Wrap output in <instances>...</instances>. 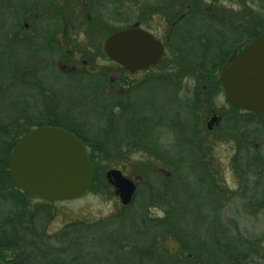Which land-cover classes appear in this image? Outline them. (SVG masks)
Segmentation results:
<instances>
[{
    "label": "flooded vegetation",
    "instance_id": "flooded-vegetation-1",
    "mask_svg": "<svg viewBox=\"0 0 264 264\" xmlns=\"http://www.w3.org/2000/svg\"><path fill=\"white\" fill-rule=\"evenodd\" d=\"M10 1L17 6L21 1H26L28 10H45V15L49 14V0ZM56 2L63 14L55 41L72 50L76 62L74 65L58 60L60 70L66 72L65 74L74 75H80L81 66L90 74L104 71L108 79L105 91L109 114L112 117L123 116L124 119L142 118L144 122L149 123L141 132L131 131L129 134H164L162 130L169 129L170 134H181L185 145L197 141L196 147L186 146L194 155L193 159L205 161L201 165L210 166V175L214 178L217 191L224 190L219 197L224 199L225 191L230 195L234 192H238L237 195H245L241 189L240 177L246 174L250 177L248 181L251 185L254 181L251 176L255 175L258 169L256 152L260 147L256 134H264V112L245 110L230 102L221 84L220 74L230 65L235 51V54H239L246 45L259 36L253 18L257 16L261 2L258 0ZM115 6L123 19L119 29L139 27L152 34L162 44L163 52L155 63L131 72L106 54L104 42L109 34H105L104 23L108 21L109 15L105 12L114 10ZM92 7L105 20L87 21L81 11H89ZM231 17L235 19L232 20ZM21 27L27 39L47 42L50 38L48 20L44 17L39 19L36 12L32 18H22ZM104 35H107L105 39ZM71 42L73 46L70 45ZM43 56L44 59L49 57V52L45 49ZM101 56L106 57L105 66L97 65V60ZM121 77L122 83L119 82ZM150 86L164 87L168 92L170 99L167 101V108L150 105L146 100L139 99L140 93ZM220 94L222 99H219ZM111 128L114 131L113 122ZM211 140L230 144L221 152L228 159L227 166H217L213 163L214 152L209 144ZM203 143L206 146L202 145ZM175 149L173 162L177 161L178 154H181V151ZM175 165L176 163L171 165L172 170H175ZM111 168H118L127 175L122 167ZM226 171L234 178L235 184L232 186L234 188L220 186L218 183L221 179L227 180ZM106 179L119 199L115 186L107 176ZM24 190L31 194L27 197L28 207L25 210L29 214L28 217L33 216L35 220L41 215L42 210L49 208L51 202L65 200H51ZM32 197L40 200L33 204ZM61 229L62 227L50 231L46 225L15 227L10 240L16 243L3 246L0 244L1 264H39L41 254L30 250L32 248L39 250L38 248L43 246L42 242ZM18 247L29 252L14 255L11 251Z\"/></svg>",
    "mask_w": 264,
    "mask_h": 264
},
{
    "label": "trees",
    "instance_id": "trees-1",
    "mask_svg": "<svg viewBox=\"0 0 264 264\" xmlns=\"http://www.w3.org/2000/svg\"><path fill=\"white\" fill-rule=\"evenodd\" d=\"M56 1L57 0H49V14L45 15V10H28V2L26 1H21L19 6H17L10 0H0V10H7L12 16L10 23H6L3 14L0 11L1 64L5 65L8 57L6 54L11 51L9 50L10 48H14L12 50L17 52L19 46L27 47L29 44H34V48L40 53H43V49L49 52L48 58L44 59L42 54L39 61L46 63L48 66L51 64L56 72L64 73L57 66L58 60L63 63L71 62L74 63V65L76 64L75 59H73L74 54L72 50L55 41V36L60 31L59 24L63 14ZM35 12L39 14V19L44 17V19H47L49 22L50 38L47 42L27 39L24 36L25 33L22 32V18H32ZM81 13L87 21L104 19L94 7L89 11L82 10ZM105 14H108L109 18L108 21L104 23V30L105 34H110L112 31L121 27L123 19L121 12L116 6L114 7V10L107 11ZM257 16H264V3H260ZM110 19L112 21H110ZM262 33H264V27L258 30L257 35ZM17 44L18 46H16ZM70 45L73 46V43L71 42ZM1 56H5V58ZM35 61L36 60L33 59L29 62L24 61L16 66L10 64L12 70L9 69L8 71H10V73L12 72L16 77L13 78L14 76L11 74V78L8 82L0 85V94L7 93L13 85L20 83H22V86L35 85L41 88L44 94L47 93L49 90L43 86L42 79H40L42 76L41 73L44 72L41 71L40 68L37 69ZM81 68L82 70L80 71L79 76L84 81H87L88 85L83 98H81L80 101L75 102L74 105L82 108L86 104L94 105V111L99 113V117L97 116L99 127L96 131L90 130L89 127L82 122L79 123L75 117L69 115V110H66L64 115L61 118L59 117V120H49L48 122L37 120L28 122L21 119V117L7 118L1 117L0 115V244L2 246L4 244L14 245L16 243L10 240V238L13 237L12 230L15 227H43V222L46 221V219H49L53 212L51 204H49V208L42 210L43 212L40 213L41 215L38 219L35 220L33 216L28 217L29 214H27L25 209L28 207L27 197L31 194L17 186L12 181L9 174L8 160L12 148L26 132L35 126L44 124L61 126L77 135L84 142L93 169L91 187L95 186L94 184L97 182L98 178L101 177V171L103 169L122 167L126 172V160L131 156L130 154L133 151L144 152L147 157L143 169H140L139 167L135 169V172L145 180L144 185L147 183V179H149L150 175L154 172H161L165 179L170 182V180L176 176V169L179 167V164L186 161L181 154H178V159L175 162L172 160L173 157L170 159L169 157L163 156L160 151H158V143L160 142L155 134H129L131 131L137 133L141 132L142 128L149 123L144 122L145 120L142 118L136 117H130L129 119H124L123 116L112 117V115L109 114V105L105 91L106 83L108 81L106 73L101 71L97 74H90L85 71L84 66H81ZM122 77L119 79L120 83L123 82ZM162 82H164V80ZM158 84L160 83L158 82ZM53 115L57 116V113ZM112 122L115 125L114 131L111 128ZM179 135L180 136L178 137L182 140L183 138L181 134ZM256 135L258 138L260 134ZM188 143L189 144L186 145L189 147L198 146L197 141ZM210 143L211 142H209V144ZM202 145L206 146L204 143ZM256 155L258 158V169L256 174L251 176L254 179L252 185L250 184V181H248L250 180V177L246 174H243L240 177L242 179L241 189L242 192H245V195H237L238 192H234L230 195L225 191L224 199L219 197L224 190L220 189V192L217 191L216 184L213 182L214 178L210 175V166H206L207 164L204 166L201 165V163L205 161L199 162L198 160L193 159L194 165L199 168L201 179L208 182L211 185L213 192L220 198V208L223 209L222 214H224L226 203L230 200H236V198L246 202V205H248L246 210L249 213H253L257 216L260 215L258 212H264V189L258 187L259 182L264 178V148L262 142L260 143V147L257 148ZM174 163H176L175 170L171 169L168 174L163 173L165 171L163 167L164 164L171 166ZM191 175L193 176V172ZM218 183L220 186L222 185V183ZM171 185L168 183L164 184L162 189L149 194L148 197L152 202H157L158 200L162 205L168 203L171 207L166 210L167 215L163 217L150 216L147 212L146 202L144 203L140 219L146 228L156 226L159 229V231L153 235L150 243L147 245H141L137 240L128 238L131 235L118 239L113 237L112 242L113 244L115 243L119 250L129 251L131 255L134 254L140 256L138 259L139 262H142V258L146 257L155 260L171 259V264H264V245H262L264 234L259 236L253 233L250 235L248 234V237L244 238L237 227L233 228L225 221L222 222L223 224L221 226V232L225 233V240L223 242H221V240L217 241V247L215 250L212 248H197L189 245L188 242L184 240L183 234L179 232L175 226L176 218H174V214L177 210V199L172 192ZM148 186L149 188L153 187L150 185ZM137 192L138 190L131 203L128 205H122L121 211L136 202ZM167 197L169 199H167ZM2 203H5L3 208ZM119 214L100 219L99 221L97 220L96 222L80 220L67 223L61 230L56 232L55 235H51L49 239L42 242L41 245L43 246L38 248L39 250L36 251L32 248L30 252L41 254L39 264H93L88 260V257H90L89 252L80 248L78 251L79 243L85 239L84 233L90 234L93 232L94 228H102L109 225ZM216 236L217 234L214 235V237ZM169 237L177 243L179 248L178 252H173L169 247H163L161 244V242H164ZM90 240L94 239L91 238ZM84 242H87V240ZM11 252L14 253V255H21L24 252H29V250L18 247L12 249ZM113 255L115 254H112V256ZM110 258L111 252H107L106 257L104 258V261L107 263L104 262L100 264H109Z\"/></svg>",
    "mask_w": 264,
    "mask_h": 264
},
{
    "label": "rangeland",
    "instance_id": "rangeland-1",
    "mask_svg": "<svg viewBox=\"0 0 264 264\" xmlns=\"http://www.w3.org/2000/svg\"><path fill=\"white\" fill-rule=\"evenodd\" d=\"M258 1L264 3V0ZM0 11L3 14L4 21L10 23L11 14L7 10ZM230 19L234 20L235 18L231 17ZM253 22L258 30L262 29L264 27V16L254 17ZM106 36L104 35L103 39ZM12 49L10 48L11 51L6 54L8 57L5 65L0 63V85L6 84L11 78V74L14 76L12 72L8 71L9 69L12 70L11 65L16 66L33 59L36 60L37 69L40 68L44 72L41 73L42 84L50 92L44 94L41 88L35 85L22 86V83L13 85L7 93L0 94L1 117H21V119L28 122L35 120L48 122L49 120H59L65 111L69 110V115L75 117L79 123H84L92 131L98 129L97 116L99 117V113L94 111V105L86 104L83 108L74 105L75 102L83 98L87 90V81H84L79 75L56 72L51 64L48 66L46 63L40 62L39 59L43 53L38 52L34 48V44H29L27 47L19 46L17 52ZM1 57L5 58V56ZM105 64L106 57L101 56L98 58V66H105ZM139 99L146 100L150 105L161 106L165 109L168 107L167 101L170 96L164 87L150 86L146 91L140 93ZM219 99H222L221 94ZM56 113L58 117L53 115ZM169 132V129H163L162 133L164 134H155L160 142L158 143V151L163 156L171 159L176 151L175 148H177L186 160L179 164L176 169V176L170 182L165 179L161 172H154L144 185L145 180L135 172V169L138 167L143 169L147 157L144 152L133 151L126 160V174L137 184V200L134 204L121 211L120 199L117 198L106 179L107 169H103L101 177L94 184L95 186L93 185L94 187H91L84 194L51 202L53 212L50 218L43 222V226L46 225L50 231H53L72 221L96 222L119 214L121 211L109 225L94 228L93 234L84 233L85 239L79 243L78 251L80 248L89 252L90 257H88V260L93 264L107 263L104 261L107 252H111L109 264H171V259L155 260L146 257L142 258V262H139L140 256L131 255L129 251H121L112 242L113 237L118 239L131 235L128 238L137 240L141 245L150 243L153 235L159 229L156 226L146 228L140 216L145 202L150 216L163 217L167 215L166 210L171 207L168 203L162 205L158 200L152 202L148 197L149 194L157 192L162 189L164 184L168 183L172 184L171 189L177 199V210L174 214V218H176L175 226L183 234L184 240L189 245L215 250L217 241L221 240L223 242L225 240V233L221 232L222 222L224 221L233 228L237 227L244 238L253 233L259 236L263 235L264 212H258L260 215L257 216L249 213L246 210L248 207L246 202L236 198V200H230L226 203L224 214H222L223 209L220 208V198L213 192L211 185L201 179L199 168L194 165V155L191 150L184 145L178 137L179 134H170ZM257 141L262 142L264 148V134H260ZM210 142L214 152L213 163L217 166H227L228 159L221 152L223 148H227L230 144L216 140ZM163 167L165 170L163 173L165 174H168L172 169L168 164H164ZM192 172L193 176L191 175ZM229 174V171H226L225 177L227 180H220L222 186L232 187L235 184L234 178ZM148 185L153 187L149 188ZM258 187L264 189V178L261 179ZM167 199L169 198L167 197ZM31 200L33 204H36L40 199L32 197ZM2 205L3 208L5 203H2ZM215 234H217L216 237H214ZM91 238L94 240H90ZM85 240L87 242H84ZM161 244L163 247H169L173 252L179 251L177 243L171 237L161 242ZM262 245H264V241H262ZM112 254L115 255L112 256Z\"/></svg>",
    "mask_w": 264,
    "mask_h": 264
},
{
    "label": "water",
    "instance_id": "water-1",
    "mask_svg": "<svg viewBox=\"0 0 264 264\" xmlns=\"http://www.w3.org/2000/svg\"><path fill=\"white\" fill-rule=\"evenodd\" d=\"M104 48L112 60L131 72L155 63L163 52L162 44L139 27L113 31ZM235 52L220 74L225 95L245 110L264 112V33L239 54ZM8 163L16 185L51 200L80 196L93 180L85 144L61 126L44 124L30 129L12 148ZM106 176L121 204H129L137 187L134 180L118 168L107 170Z\"/></svg>",
    "mask_w": 264,
    "mask_h": 264
}]
</instances>
